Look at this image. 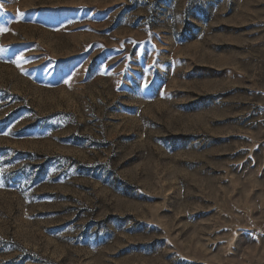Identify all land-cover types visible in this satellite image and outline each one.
Listing matches in <instances>:
<instances>
[{"label":"rangeland","instance_id":"1","mask_svg":"<svg viewBox=\"0 0 264 264\" xmlns=\"http://www.w3.org/2000/svg\"><path fill=\"white\" fill-rule=\"evenodd\" d=\"M0 264H264V0H0Z\"/></svg>","mask_w":264,"mask_h":264},{"label":"snow or ice","instance_id":"2","mask_svg":"<svg viewBox=\"0 0 264 264\" xmlns=\"http://www.w3.org/2000/svg\"><path fill=\"white\" fill-rule=\"evenodd\" d=\"M20 15H22V13H21ZM5 30H6V29H5Z\"/></svg>","mask_w":264,"mask_h":264}]
</instances>
